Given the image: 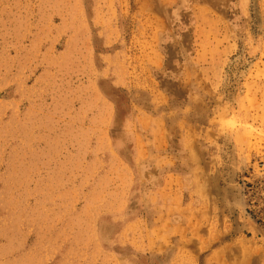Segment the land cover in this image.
Instances as JSON below:
<instances>
[{
    "label": "rangeland",
    "instance_id": "374dc122",
    "mask_svg": "<svg viewBox=\"0 0 264 264\" xmlns=\"http://www.w3.org/2000/svg\"><path fill=\"white\" fill-rule=\"evenodd\" d=\"M0 264H264V0H0Z\"/></svg>",
    "mask_w": 264,
    "mask_h": 264
}]
</instances>
